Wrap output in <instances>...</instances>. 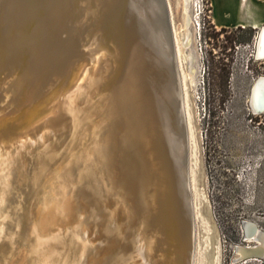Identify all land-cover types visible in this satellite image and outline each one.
Listing matches in <instances>:
<instances>
[{
    "label": "bare ground",
    "instance_id": "1",
    "mask_svg": "<svg viewBox=\"0 0 264 264\" xmlns=\"http://www.w3.org/2000/svg\"><path fill=\"white\" fill-rule=\"evenodd\" d=\"M127 3L117 30L122 0H0V264H194L172 27L160 0ZM250 231L237 247L264 251Z\"/></svg>",
    "mask_w": 264,
    "mask_h": 264
},
{
    "label": "rangeland",
    "instance_id": "2",
    "mask_svg": "<svg viewBox=\"0 0 264 264\" xmlns=\"http://www.w3.org/2000/svg\"><path fill=\"white\" fill-rule=\"evenodd\" d=\"M160 2L172 27L188 125L193 263L211 264L216 246L217 264H233L235 246L254 245L243 241L244 222L264 235V111L254 113L250 106L251 87L264 78V59L256 57L258 32L246 44L248 34L221 31L209 0H190L186 8L182 0Z\"/></svg>",
    "mask_w": 264,
    "mask_h": 264
},
{
    "label": "crops",
    "instance_id": "3",
    "mask_svg": "<svg viewBox=\"0 0 264 264\" xmlns=\"http://www.w3.org/2000/svg\"><path fill=\"white\" fill-rule=\"evenodd\" d=\"M212 22L218 28L264 27V0H209ZM220 12L221 14H216Z\"/></svg>",
    "mask_w": 264,
    "mask_h": 264
},
{
    "label": "water",
    "instance_id": "4",
    "mask_svg": "<svg viewBox=\"0 0 264 264\" xmlns=\"http://www.w3.org/2000/svg\"><path fill=\"white\" fill-rule=\"evenodd\" d=\"M88 1H89V3L92 2V0H88ZM127 2H128V0H122V7L118 11V18L115 21L116 22V26H118V28L116 27L117 30H121L124 27V21H122V20H123V18L125 16L126 8L128 7V3ZM99 8H102V6L100 5ZM102 20L98 24H96L94 22H90V24L87 25V28L90 27V29H95V28H98L99 26H101V24H102L103 27L106 26V25H103L104 19H102ZM103 31H107V28H104ZM259 33H261V31H259L258 34ZM83 53L86 54V56H88V52H83ZM86 58L84 56L83 59H86ZM70 76H71V74H68L64 79L67 81V80L70 79ZM65 80H63V81H65ZM257 81H255L253 83L252 87H251V90H250V101H251V96H252L253 88L257 84ZM55 87L56 86H54L52 88V90H54ZM50 93H51V91H49V90H43V91H41L40 94H39V96H38V98H37V101L45 98ZM259 94H261L264 97V91L263 92H259ZM250 106H251V104H250ZM259 109L260 110H258V111L259 112H262L264 110V106H260ZM57 116H55L54 118H57ZM54 118H52L49 122L53 121ZM5 134H6V132H5ZM242 226H243V230H244V238H243V241H244V239L246 237H248L249 235H251V231L249 233H246V231H249V228H250L251 224L249 222H244ZM237 250L240 253H239V255H238V257H237L236 260L233 259V264H235V263H245L246 261L251 260V259H261L264 262V259H263V257H264V251L262 249H255V250H252V251H243L240 247L235 246V248H234V254L236 253ZM211 252H212V256H213V259H212L213 261H212L211 264H217V259H218L217 258V252H218L217 247L216 246L211 247Z\"/></svg>",
    "mask_w": 264,
    "mask_h": 264
},
{
    "label": "trees",
    "instance_id": "5",
    "mask_svg": "<svg viewBox=\"0 0 264 264\" xmlns=\"http://www.w3.org/2000/svg\"><path fill=\"white\" fill-rule=\"evenodd\" d=\"M226 30H228V29L221 28V31H223V32H227ZM235 30H237L239 32H243V33L248 34V37L244 40V42L246 44H250L252 42V37L257 33V30L252 29V28H241V27H237V28H235ZM213 87L214 88L218 87V84L217 85L216 84H213Z\"/></svg>",
    "mask_w": 264,
    "mask_h": 264
},
{
    "label": "flooded vegetation",
    "instance_id": "6",
    "mask_svg": "<svg viewBox=\"0 0 264 264\" xmlns=\"http://www.w3.org/2000/svg\"><path fill=\"white\" fill-rule=\"evenodd\" d=\"M259 80H260V79H259ZM262 80H263V79H262ZM263 81H264V80H263ZM252 227H253V226H252ZM251 234H254V233H251ZM255 235H256V234H255ZM262 235H263V234H262ZM256 244H257V243H254V245H256ZM245 246H246V245H243L244 248H246ZM250 246H253V245H250ZM254 248H256V247H254Z\"/></svg>",
    "mask_w": 264,
    "mask_h": 264
}]
</instances>
